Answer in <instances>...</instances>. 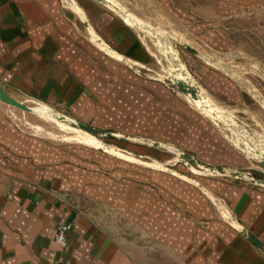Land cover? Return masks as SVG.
<instances>
[{
  "label": "crops",
  "instance_id": "crops-1",
  "mask_svg": "<svg viewBox=\"0 0 264 264\" xmlns=\"http://www.w3.org/2000/svg\"><path fill=\"white\" fill-rule=\"evenodd\" d=\"M74 1L0 0V88L118 136L175 145L205 164L238 162L174 88L138 71L151 54L131 26L100 2ZM198 76L220 102H233L222 76ZM8 107L0 102V264H264L238 230L264 248V188L188 180L137 166L131 154L57 143L24 131ZM58 222L69 225L63 249L53 240Z\"/></svg>",
  "mask_w": 264,
  "mask_h": 264
},
{
  "label": "rangeland",
  "instance_id": "rangeland-1",
  "mask_svg": "<svg viewBox=\"0 0 264 264\" xmlns=\"http://www.w3.org/2000/svg\"><path fill=\"white\" fill-rule=\"evenodd\" d=\"M107 1L102 4L135 30L151 54L150 65L138 71L166 81L185 104L214 127L219 138L239 157L235 164L223 166L226 170L264 180V165L257 156V152L264 153V0ZM71 3L76 4L74 0L66 2L69 7ZM200 70L212 71L230 82L237 95H233V102H220L207 90L198 76ZM179 77L203 98L208 108H202L201 100L193 101L187 93L177 90L174 82ZM20 101L32 111L8 109L12 119L26 132L57 143L86 142L92 148L94 145L102 148L106 154L122 153L124 157L131 154L135 157L132 163L137 166L156 170L167 168L170 173L183 175L188 180L194 176H208L201 172L202 169L179 160L181 150L175 145L159 143L153 146L154 140L139 137H128L130 140L96 137L95 140L59 124L47 107ZM144 149L157 151L161 159L147 152L133 151ZM213 177L246 182L229 176ZM123 230L126 231L124 227ZM170 259L168 263L175 264ZM155 260L160 263L158 253Z\"/></svg>",
  "mask_w": 264,
  "mask_h": 264
},
{
  "label": "water",
  "instance_id": "water-1",
  "mask_svg": "<svg viewBox=\"0 0 264 264\" xmlns=\"http://www.w3.org/2000/svg\"><path fill=\"white\" fill-rule=\"evenodd\" d=\"M97 2L100 3H108L107 0H95ZM112 5V4H111ZM113 6V5H112ZM114 7V6H113ZM188 51L193 52V50L189 47H185ZM164 83H167L166 81H163ZM174 85L176 86L178 91L187 93L191 98H195L197 95L195 94V90L187 83H185L183 80H177L174 82ZM0 102L20 109L22 111H26V112H30L32 111L31 107H28L26 105H24L21 101L17 100L16 98L10 96L7 92H5L2 88H0ZM50 112L52 113V116L54 118V120H56L57 122L63 123L67 126L73 127V128H77L80 131L86 132L89 135H91L92 137H94L96 139V137L99 138H109V139H122V140H129V138H127L126 136H118L115 135L111 132L102 130V129H98L95 127H92L90 125H87L85 123H82L80 121L77 120H72L69 119L68 117L64 116L61 113H58L54 110H50ZM151 144L153 146L158 145L159 143L157 142H151ZM258 154V152H257ZM178 159L182 160L185 163H189L191 165H194L201 170V172H203L205 175L208 176H229V177H233V178H238V179H243L248 183H252V184H257L260 186L264 187V180L261 179H254L252 177H247L242 173H238L236 171H228L225 168L222 167H212L206 164H203L197 160H195L192 156H190L189 154L183 153L181 151L178 152ZM260 163L264 165V160H261L260 158ZM239 232L245 236L259 251H261L264 254V248L260 245V243L244 228V227H239Z\"/></svg>",
  "mask_w": 264,
  "mask_h": 264
},
{
  "label": "built area",
  "instance_id": "built-area-1",
  "mask_svg": "<svg viewBox=\"0 0 264 264\" xmlns=\"http://www.w3.org/2000/svg\"><path fill=\"white\" fill-rule=\"evenodd\" d=\"M68 229L69 225L67 223L58 222L55 225L53 240L60 249L66 246V231Z\"/></svg>",
  "mask_w": 264,
  "mask_h": 264
},
{
  "label": "bare ground",
  "instance_id": "bare-ground-1",
  "mask_svg": "<svg viewBox=\"0 0 264 264\" xmlns=\"http://www.w3.org/2000/svg\"><path fill=\"white\" fill-rule=\"evenodd\" d=\"M178 80H182V78H178ZM193 101H196V100H201L202 102H201V104H203V106H202V108H208V106H207V104L206 103H203V98L201 97V96H199V95H197L195 98H191ZM59 124H61V125H64L65 127H68V128H70V129H72V130H75V131H79V132H82V133H84V134H87V135H89L88 133H86V132H83V131H80V130H78L77 128H73V127H70V126H67V125H65V124H63V123H60V122H58ZM89 136H91V135H89ZM92 137V136H91ZM94 138V137H93ZM95 139V138H94ZM95 140H97V139H95ZM105 149H107V150H110V148L109 147H107V146H103ZM114 150H118V149H114ZM257 156H258V158L260 159L261 158V160H264V153H258L257 154Z\"/></svg>",
  "mask_w": 264,
  "mask_h": 264
}]
</instances>
